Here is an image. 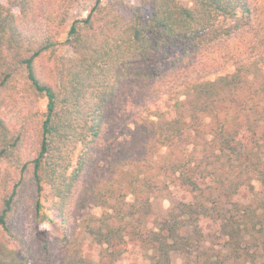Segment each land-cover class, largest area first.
<instances>
[{
	"label": "trees",
	"instance_id": "16d2710c",
	"mask_svg": "<svg viewBox=\"0 0 264 264\" xmlns=\"http://www.w3.org/2000/svg\"><path fill=\"white\" fill-rule=\"evenodd\" d=\"M79 1L0 0V92L20 82L45 100L32 156L0 117V233L22 243L15 216L30 185L37 213L45 189L53 199L60 264H124L130 247L144 264H264V9L254 0H136L145 19L122 13L129 0H95L70 24L72 57H58L54 29ZM39 17L53 29L29 32ZM219 19L232 24L210 36ZM45 56L54 85L40 77ZM127 85L172 104L134 123L108 157L103 141ZM77 194L81 209L102 214L87 216L73 240ZM160 197L170 206L156 212ZM35 239L48 252L42 232ZM1 251L0 264L34 258Z\"/></svg>",
	"mask_w": 264,
	"mask_h": 264
},
{
	"label": "rangeland",
	"instance_id": "374dc122",
	"mask_svg": "<svg viewBox=\"0 0 264 264\" xmlns=\"http://www.w3.org/2000/svg\"><path fill=\"white\" fill-rule=\"evenodd\" d=\"M95 0H80L69 11L66 22L54 29L55 40L57 42V56L63 58L72 57L71 48L67 42V32L70 24L79 18H84L89 13ZM260 8L264 9V0H254ZM183 6L191 8L190 0H181ZM135 12H141L143 18L150 17L148 9L140 10L136 0H129L127 6L122 10V13L129 16ZM230 20L219 19L211 30L212 33H221L231 26ZM52 26L47 24L45 19L37 18L34 26L29 28V32H35L39 29L44 30ZM180 55V49H175L169 52L166 58H162L158 63V67L162 68L166 63ZM54 63L47 56L40 61V77L47 83L54 85ZM17 81V80H16ZM15 88L8 91L0 92L2 104L0 105V117L7 124L12 134L21 133L23 136V155L25 157L32 156L35 150L37 139L38 122L41 120V115L45 109V100L35 97L30 91H24L22 83H14ZM137 85H127L118 94L115 100L114 113L111 115V123L105 134V147L111 149L107 151L108 157L113 155L114 151L127 145V138L134 127V123L140 122L148 116V114L156 111H168L172 98L162 95L160 98H150L146 91ZM152 96V95H151ZM173 97V96H171ZM109 159V158H108ZM103 161L98 162V167L101 168ZM3 169L9 170L11 182L16 177L15 171L9 167L3 166ZM98 170V169H97ZM10 182V183H11ZM80 195L77 194L75 203L72 207L71 221L69 225L70 239H75L80 234V227L87 216L98 217L102 214V209L87 205L84 209L80 208L78 203ZM36 197L30 185H26L20 193L19 201L17 202V213L15 216V227L20 241L14 242L0 233V253L2 249L7 252L9 250H18L19 252L31 255L32 264H60L61 256L65 250L63 245V228L57 218V214L53 209V199L45 189L40 197L41 210L39 213L35 207ZM155 211L165 210L170 206L168 200L160 197L154 202ZM42 232V236L47 238L48 252L40 250V244L36 241L37 233ZM127 255V260L124 264H144L140 261L138 253L132 247ZM92 256L98 252L96 247L88 249ZM135 253V254H134ZM48 259L50 262H48ZM176 264H180L179 258H175Z\"/></svg>",
	"mask_w": 264,
	"mask_h": 264
}]
</instances>
